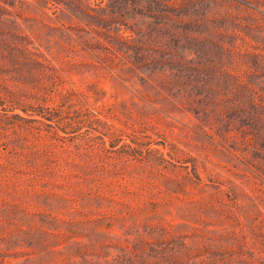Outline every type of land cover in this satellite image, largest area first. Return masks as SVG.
Listing matches in <instances>:
<instances>
[{
	"label": "trees",
	"instance_id": "1",
	"mask_svg": "<svg viewBox=\"0 0 264 264\" xmlns=\"http://www.w3.org/2000/svg\"><path fill=\"white\" fill-rule=\"evenodd\" d=\"M195 5L192 0H107L97 7L88 0H0V106L54 108L41 102L39 90L48 81H59L61 69H97V62L113 66L120 79L150 101L124 107L194 115L193 135L186 133L194 154L190 149L182 152L188 162L184 166L194 172L207 169L210 182L205 186L225 191L239 210L261 216L253 233L264 248V40L252 38L253 50L226 47L236 58L234 65H217L208 55L214 47L224 48L225 35L238 32H229L230 26L208 27L206 35L184 26L214 20L205 14L183 20ZM143 10L170 22L166 35L150 39L163 41V46L109 33L114 46L111 40L85 34V26L98 32L106 15L117 21ZM242 40L248 43L245 35ZM77 41L83 43V52ZM7 171L22 169L6 160L0 163V175ZM240 196L246 201L237 202ZM72 197L38 193L22 206L0 196V264L250 263L235 254L233 233L209 228L206 220L187 211L184 221L152 223L133 211L97 214L86 209L91 199L84 196L82 206L72 208L67 205ZM94 199L102 205L101 195ZM255 264H264V257Z\"/></svg>",
	"mask_w": 264,
	"mask_h": 264
},
{
	"label": "rangeland",
	"instance_id": "2",
	"mask_svg": "<svg viewBox=\"0 0 264 264\" xmlns=\"http://www.w3.org/2000/svg\"><path fill=\"white\" fill-rule=\"evenodd\" d=\"M106 1L88 0V3L97 7ZM192 2L196 5L189 8L183 20L200 18L202 14L214 20L184 26L206 35L208 27L230 26L229 32L234 28L238 32L237 36L225 35L221 39L224 48L214 47L208 55L217 65H234L236 58L227 48L253 50L252 38L264 40V0ZM116 18L113 21L106 15L100 27L95 26L98 32L85 26L84 33L111 40L114 46L117 44L109 33L131 40L145 39L143 45L163 46V41L150 39L163 37L170 29V22L166 24L145 10L129 12L125 19ZM242 35L248 43L245 44ZM75 43L83 52V43ZM95 56L90 58L96 59ZM97 63V69L89 66L61 69L59 81H48L39 90L44 99L41 102L54 108L21 110L6 103L0 106V163L14 160L22 169L17 173L7 171L5 177L0 175V196L28 206L38 193L71 194L67 205L72 208L81 207L80 197L84 196L91 199L86 209L97 214L105 210L127 215L133 211L152 223L184 221L182 214L187 211L195 219L206 220L209 228L233 233L235 237L230 242L235 254L241 253L250 260L249 264L264 257L260 238L253 233L261 216L239 210L225 191L216 193L205 186L210 182L207 169L199 167L194 172L184 166L188 162L182 152L190 149L194 154L186 134L193 135L194 115L187 110L124 107L123 104L146 105L150 101L120 79L113 66ZM215 170L227 175L221 166ZM96 194L103 197L102 205L92 200ZM244 201L241 196L237 200Z\"/></svg>",
	"mask_w": 264,
	"mask_h": 264
}]
</instances>
